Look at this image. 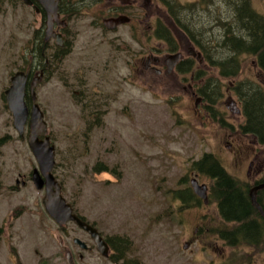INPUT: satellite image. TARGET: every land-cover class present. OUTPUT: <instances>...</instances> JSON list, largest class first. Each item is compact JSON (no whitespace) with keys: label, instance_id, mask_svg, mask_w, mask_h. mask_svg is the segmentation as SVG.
<instances>
[{"label":"rangeland","instance_id":"1","mask_svg":"<svg viewBox=\"0 0 264 264\" xmlns=\"http://www.w3.org/2000/svg\"><path fill=\"white\" fill-rule=\"evenodd\" d=\"M152 1H144L146 42L154 36L148 26L157 20L170 34L173 33L171 25L183 29L189 37L194 33V42L197 46L201 44L198 48L208 56V64L210 59H216L204 50L210 37L211 41L216 40L210 48L220 50L218 43L222 33L217 29H214L215 33L208 32L216 26L212 12H206L197 5L193 9V19L189 16L181 28L175 23L164 0ZM251 1L253 8L264 14V0ZM121 2L87 0L80 6V19L70 20L72 28L79 25L80 34L74 40L76 49L65 60L66 66H73L77 61L83 63L81 57L93 52L84 48L82 41L101 37L94 25L99 26L98 21L106 17V10L120 6ZM216 4L217 0H214L210 10H216ZM132 7L139 6L135 4ZM171 7L177 8L174 4ZM218 10L222 12V8ZM166 13L172 23L166 21ZM178 15L181 17V13ZM37 26L30 7L15 0H0V264H67L65 253L57 247L59 235L63 236V243L69 245L67 249L75 252L77 257L78 254L84 256L83 264H114L104 257L98 258L93 251L72 248L73 237L86 240L84 233L73 223L64 225L63 232L57 229L58 225L44 209L43 189H36L30 180L37 163L27 144L28 131L24 129L21 135L18 134L3 98L10 76L22 62L20 54L23 47ZM119 32L117 39L128 45L131 62L138 51L139 28L136 24L134 27L126 25ZM97 42L95 40L89 45L96 48L98 59L110 55L116 58L110 63L111 83L106 89L110 98L101 107L94 106L96 123L87 121L93 118L89 113L94 111L86 104H76L55 80L40 87L38 94L56 148L52 172L61 184L63 196L78 213L104 233H119L128 239V257H137L140 264H217L223 254V262H226L232 251L230 247L215 256L209 250L195 248L196 244L184 247L191 222L188 214L182 222H170L163 220L158 211L169 198L167 188L176 187V182L180 185L188 160L196 159L204 152L214 153L227 172L248 183L256 176L257 167L261 166L264 171L263 146L236 132L243 118L229 113L227 108L231 104L226 102L227 97L236 99L230 93L231 81L218 78L216 71L208 67V81L211 79L218 85L214 88L209 85L208 95L216 102L215 108L221 111L226 122L234 124L233 131L221 125L211 114L207 118L195 115L188 103L174 108L172 99L175 98L171 95L183 94L173 89L171 81L164 85L160 78L149 75L138 83L135 75L121 61V51ZM118 45L119 42L114 46ZM219 52L222 53L221 50ZM230 56L226 50L221 58ZM252 60L253 57L247 56L242 62V77L253 78ZM127 73L128 82L122 81L121 77ZM61 76L65 75L61 73ZM98 78H95V83ZM210 113L216 112L211 109ZM226 132H232V138H236L229 141L225 137ZM212 209L213 206L208 211L209 227L218 222L215 208L214 216ZM190 214L193 217L196 213ZM210 242L223 247L222 242L214 238ZM238 256L239 264H264V250L241 246L238 247Z\"/></svg>","mask_w":264,"mask_h":264},{"label":"flooded vegetation","instance_id":"2","mask_svg":"<svg viewBox=\"0 0 264 264\" xmlns=\"http://www.w3.org/2000/svg\"><path fill=\"white\" fill-rule=\"evenodd\" d=\"M29 1L30 4H27L24 0H15L17 3H24V5L30 7L34 11L35 19L38 24V26L31 32L29 39H27V43H25L23 47L20 54L22 62L17 70L23 72L27 77L24 102L28 108H30L33 103H37L42 110L41 103L38 101L40 87L48 84L51 80H55L58 86H61L66 93L71 95L76 104L79 106L86 104L94 111V113H89V116L93 115V118L87 121L89 123L92 122L93 124L96 123L95 117H97V113H95L96 110L94 109V106L99 105L97 107H101L100 105L106 104V100L108 101V98H110L107 95L106 89L111 83V78L109 77L110 70H112L110 63L116 58H112V55H110L106 56L104 59H98L95 54L96 48H92L89 45L96 40L98 41L97 43L109 45L111 48H114L115 51H121V61L123 64H126L127 68L130 69L131 74L135 75L134 78L138 81V83L139 80L149 75L160 78L162 84L164 85H166L168 81H171L173 89L176 92L183 94L182 96L171 95V98H175L172 99L174 108L184 107V105L188 103L189 107H192L195 115L207 118L211 114L221 125H226L231 129V131H233L234 124L229 125L226 122V119L222 113H220L221 111L215 108L216 102L211 101L208 95V56L203 54L202 51L201 53L197 52L193 46V41L186 37L183 32L178 30L174 25H171L173 36L168 35L166 32L168 30H164V25L157 20L153 22L151 26H148V30L151 34L153 32L154 36L149 37L148 42L145 41V0H122L120 6H127L126 8H122L120 6L108 8L106 10V17L101 19L100 22L98 21L99 26L96 24L94 25L95 29L98 30V35L101 37L96 39L91 37L82 41L83 47H87L93 50V52L81 57L84 61L83 63L81 61H77L73 66H66L65 60L74 51V49H76L74 47V40L80 34V28L79 25L76 24L72 28L70 20L73 18L80 19V12L78 13V10L87 0H74L73 10L75 9V11L73 14L65 8L63 0H58V19L52 21V28L50 29H48L46 25L47 14L43 7L36 0ZM146 1L148 3L153 2L152 0ZM135 4L139 7H132ZM118 15L127 16L128 21L118 24L113 28H108L104 25L103 21L105 19L115 18ZM165 19L168 23H172L167 13L165 14ZM135 24L139 28V39H137L138 51L137 55L130 62L128 59V45L122 44V42L117 38L120 35L119 30L122 27L126 25L134 27ZM104 35H109L110 37L104 38ZM140 37H142V40ZM118 42L120 45L114 46ZM254 72L260 76L256 66L254 68ZM61 73L65 76L62 77ZM97 76L99 78L97 83H95V78ZM121 79L122 81L128 82L129 73L122 76ZM107 82L109 83L107 84ZM262 84H264V82ZM231 87L232 86L230 85V89ZM231 91L232 92L230 93L234 94L232 89ZM220 93L223 95L224 91ZM235 97L236 99L231 100L227 97L228 99L226 102H232L231 106L235 104V108L239 107L241 110V102H239L236 95ZM211 109L216 113H210ZM229 113L234 114V112L231 111ZM44 114L45 112L43 111V115ZM44 119L46 120L45 117ZM48 134L51 139L49 130ZM232 136V132H226L225 137L229 141L236 138H232ZM227 147H229L228 144ZM200 157L201 156L196 159L188 160L185 182L182 183L180 181V185L176 182V187L167 188L169 198L158 212L163 220L170 222H182L183 218L188 214L189 221L191 222L189 225L190 229H187L189 237L187 238V241H185L184 247L196 244L195 248L197 247L198 249H203L202 251L209 250L211 254L215 256L222 254L224 249H226L224 245L223 247H220L212 245L210 242L211 238L218 240L217 236L210 231L209 224L207 225V223H209L208 211L210 210V207L213 206L212 212L214 216V208L216 211V206L213 202L209 201L207 197L204 199L198 196L190 184L191 179L195 178L199 184L206 187V195L208 196L210 189L209 178L203 177L201 174L189 169L192 161L198 160ZM250 164L252 165V162H250ZM255 173L256 176L250 184H259L262 182L260 180L264 179V171L261 169V166L256 168ZM190 175H192V177L189 178ZM189 179L190 181L188 182ZM183 185L190 186L193 194L196 195V198L193 199L196 204H193L192 202L191 204L186 203V201L190 199L177 197V188L180 186L183 187ZM181 187L179 189H181ZM194 211L196 214L192 217L190 212ZM73 212L76 216L97 230L98 235L106 244L107 251L106 255L102 254L97 247V242L92 239L90 234L76 226L74 222L70 221L66 224L73 223L86 236V240L73 237L71 240L72 248L83 251H93L98 258L104 257L107 262L110 261L114 264H140L137 257L134 259H132V257H128V247L130 244L128 239L119 235V233H104L96 224L94 225L93 222L88 221L83 215L78 213L77 209L74 207ZM63 228L64 225L61 227L60 225L57 226V229L61 232L64 231ZM75 238H78L81 242H83L85 247L82 248L80 243L74 242ZM63 242V236L59 235L57 241L59 251L61 253H65V255L67 252H70L74 264H83L84 256L82 254H78L77 257L75 252L73 253L67 249L69 245H65ZM206 243L207 245H205ZM223 259L224 254L223 258L218 261L217 264H223Z\"/></svg>","mask_w":264,"mask_h":264},{"label":"trees","instance_id":"3","mask_svg":"<svg viewBox=\"0 0 264 264\" xmlns=\"http://www.w3.org/2000/svg\"><path fill=\"white\" fill-rule=\"evenodd\" d=\"M73 2L74 0H63V5L65 8L72 9ZM164 2L169 6V12L173 13L175 23L181 28H184V21L189 16L193 19L192 14L195 12L193 9L197 5H201V9L206 12L210 11L214 14L212 19L216 20V26L208 32L212 33L214 29H217L222 33L218 43L222 53L219 52L220 50L210 48V45L216 41H211V37L207 49L204 48V50L212 57L216 56L215 60H209V64L218 70L219 77L226 79L239 74L242 62L248 56L253 57L264 79V14L253 8L251 0H217L216 10H210L213 8L214 0L185 3L178 0H164ZM173 4L177 7L176 9H172ZM218 8H222V12ZM167 34L171 35L169 32ZM191 37L195 40L194 33H191ZM198 46L201 47V44ZM226 50L231 53V56L223 59L221 56L223 57ZM234 84L233 90L241 102L244 117V121L238 125L239 132L264 145V87L252 78L243 79ZM209 85L212 88L218 86L211 79H209ZM210 100L213 101V98ZM189 169L210 180L207 198L216 206L218 222L209 229L226 247L232 249L230 257L226 262L224 260L223 264H239L238 247L241 246L263 251L264 216L252 205L249 197V189L254 184L228 173L219 158L211 152H204L198 160L192 161ZM185 179L184 175L179 181L184 183ZM179 188L176 191L178 198L190 199L186 203L196 204L193 200L196 195L193 194L189 185ZM256 200L264 211V189L257 192Z\"/></svg>","mask_w":264,"mask_h":264},{"label":"water","instance_id":"4","mask_svg":"<svg viewBox=\"0 0 264 264\" xmlns=\"http://www.w3.org/2000/svg\"><path fill=\"white\" fill-rule=\"evenodd\" d=\"M24 1L30 4L29 0ZM36 1L43 7L47 14L46 25L48 29L52 28V21L58 19V0ZM127 21V16L118 15L115 18L105 19L103 23L106 27L113 28ZM26 78L23 72H15L11 76L10 85L4 93L7 108L12 114L13 126L19 134L23 133L26 121L29 119L27 142L37 162V168H34L31 173V181L36 189L44 190L42 199L44 209L58 225H64L69 221L74 222L79 228L90 234L92 239L97 242L98 249L102 254L106 255V244L98 235L97 230L76 216L73 213L71 204L66 202L61 194V185L52 174V168L55 164V147L53 144H50L43 113L37 104H33L28 108L24 102ZM191 185L198 196L204 199L206 198V187L204 185L198 184L195 178L191 180ZM260 189H264V182L251 187L249 197L252 205L264 216V211L256 200L257 191ZM74 242L80 243L82 248L85 247V244L78 238H75ZM66 260L68 264H74L70 252L66 253Z\"/></svg>","mask_w":264,"mask_h":264},{"label":"bare ground","instance_id":"5","mask_svg":"<svg viewBox=\"0 0 264 264\" xmlns=\"http://www.w3.org/2000/svg\"><path fill=\"white\" fill-rule=\"evenodd\" d=\"M201 37V36H200Z\"/></svg>","mask_w":264,"mask_h":264}]
</instances>
